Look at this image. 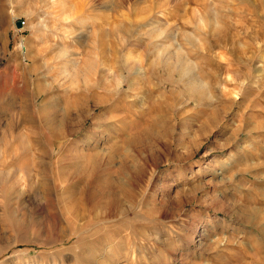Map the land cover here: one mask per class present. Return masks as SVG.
<instances>
[{"label":"rangeland","instance_id":"374dc122","mask_svg":"<svg viewBox=\"0 0 264 264\" xmlns=\"http://www.w3.org/2000/svg\"><path fill=\"white\" fill-rule=\"evenodd\" d=\"M79 254L264 264V0H0V264Z\"/></svg>","mask_w":264,"mask_h":264},{"label":"bare ground","instance_id":"6f19581e","mask_svg":"<svg viewBox=\"0 0 264 264\" xmlns=\"http://www.w3.org/2000/svg\"><path fill=\"white\" fill-rule=\"evenodd\" d=\"M52 117V116H51ZM42 122H43V124H45V122H46V117H43V119H42ZM46 125V124H45ZM45 129L46 130H48L47 129V126H45ZM49 137V136H48ZM50 138V137H49ZM22 163V165H23V167H25V165H26V162H21ZM40 165H41V163H39ZM41 167V166H40ZM26 168H28V167H26ZM2 175L4 174V173H1ZM5 177H7L6 175H5ZM4 176H3V178H5ZM3 178H1V179H3ZM8 178V177H7ZM6 178V179H7ZM10 178H8V180H9ZM3 181H5V179H3ZM6 182V181H5ZM7 183V182H6ZM5 185V184H4ZM7 185H9V184H7ZM10 187V186H9ZM11 187H13L12 185H11ZM73 187H74V184H71V185H67V190H65L67 193H69L70 191H72V189H73ZM8 188V187H7ZM11 189V188H10ZM10 201V200H9ZM64 205H63V210H64V212H66L67 214H69L71 217H72V219L74 220V222L77 220H79V219H81V218H83V215H84V212L86 211V208L84 207L85 206V204H83V202L77 197V196H75L74 197V199H73V201H71V202H67V201H64V202H62ZM88 210V209H87ZM86 213V212H85ZM85 243H87V242H85ZM87 245V244H86ZM82 256L83 255H81V254H79L78 255V258H77V261H76V263H73V264H110V261L112 260L111 259V257H110V255L108 256V255H105V256H103V255H100V256H91L90 258H89V263L88 262H86V263H82V260L84 259H82ZM80 259V260H79ZM69 260V259H68ZM114 261V260H113ZM68 262V261H67ZM70 262V261H69ZM111 263H113V262H111ZM115 263V262H114Z\"/></svg>","mask_w":264,"mask_h":264},{"label":"water","instance_id":"95a60500","mask_svg":"<svg viewBox=\"0 0 264 264\" xmlns=\"http://www.w3.org/2000/svg\"><path fill=\"white\" fill-rule=\"evenodd\" d=\"M19 23H20V22H19V21H17V22H16V25L18 26V25H19Z\"/></svg>","mask_w":264,"mask_h":264}]
</instances>
